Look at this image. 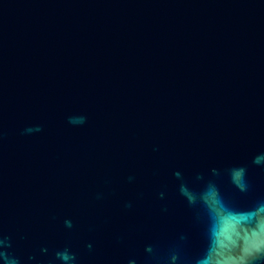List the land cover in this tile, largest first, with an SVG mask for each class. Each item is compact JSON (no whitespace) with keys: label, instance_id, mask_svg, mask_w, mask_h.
I'll return each mask as SVG.
<instances>
[{"label":"water","instance_id":"95a60500","mask_svg":"<svg viewBox=\"0 0 264 264\" xmlns=\"http://www.w3.org/2000/svg\"><path fill=\"white\" fill-rule=\"evenodd\" d=\"M258 156L264 0H0V264H198Z\"/></svg>","mask_w":264,"mask_h":264},{"label":"clouds","instance_id":"9594fccd","mask_svg":"<svg viewBox=\"0 0 264 264\" xmlns=\"http://www.w3.org/2000/svg\"><path fill=\"white\" fill-rule=\"evenodd\" d=\"M82 120L83 118H81V122ZM262 159L264 157L258 156L255 158L254 163L259 164ZM244 172L243 168L232 170V178L241 190L246 188L243 179ZM181 190L186 192L184 188ZM249 227H251L249 234L258 238V244L250 258L237 259L234 255L233 234H238L239 230L249 232ZM210 234L209 250L198 264H255V261L264 257V204H260L256 209L244 213H236L224 207L220 215V226L218 227L214 223ZM57 256L65 262L72 259L67 252L57 253Z\"/></svg>","mask_w":264,"mask_h":264}]
</instances>
